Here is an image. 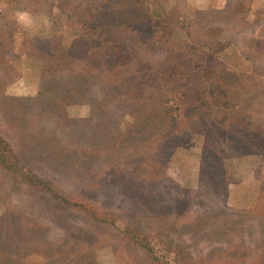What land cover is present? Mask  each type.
Instances as JSON below:
<instances>
[{"label":"rangeland","instance_id":"1","mask_svg":"<svg viewBox=\"0 0 264 264\" xmlns=\"http://www.w3.org/2000/svg\"><path fill=\"white\" fill-rule=\"evenodd\" d=\"M0 137V264H264V0H0Z\"/></svg>","mask_w":264,"mask_h":264},{"label":"trees","instance_id":"2","mask_svg":"<svg viewBox=\"0 0 264 264\" xmlns=\"http://www.w3.org/2000/svg\"><path fill=\"white\" fill-rule=\"evenodd\" d=\"M99 25L103 26V27H97V28H101V29H105L106 30V24L103 23V21L100 22ZM219 83L223 84V80L221 79L219 81ZM239 83H241V78L236 80V84H239ZM225 87L227 89H230V91H232L231 87H227V86H225ZM241 88H242V85L238 89H241ZM238 95L241 96V93L238 94ZM225 98L226 97L224 96V99ZM15 159H16V157L13 154L12 149L9 147V145L7 143H5L2 140V137H0V164L2 165V167H4L7 170H12V167L17 164V162L14 161ZM128 233L132 234V233H134V231H132L131 229H128ZM133 238H134V241L137 242L140 246H142V248L151 256V259L155 263L167 264V261H163L157 255H155L153 247L151 246V243L148 242L145 237L140 236V238H138V236L134 235Z\"/></svg>","mask_w":264,"mask_h":264}]
</instances>
